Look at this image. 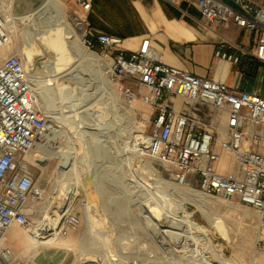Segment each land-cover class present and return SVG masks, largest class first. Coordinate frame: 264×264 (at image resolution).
<instances>
[{"label":"rangeland","instance_id":"1","mask_svg":"<svg viewBox=\"0 0 264 264\" xmlns=\"http://www.w3.org/2000/svg\"><path fill=\"white\" fill-rule=\"evenodd\" d=\"M3 1L5 12L19 15L29 3L38 7L45 0ZM62 1L67 21L80 33L74 20L82 12L80 7L75 0ZM56 14L49 8L37 18H19L9 43L0 49V58L9 52L20 53L27 46L41 69L38 96L48 116V132L29 155L36 185L45 197L37 203L42 207L41 202L50 197L54 204L62 203L66 188L58 190L57 185L66 160L65 171L72 177L79 174L84 181L81 194L68 209L78 212L81 224L67 235L58 233L51 245L35 244L27 228L15 226L5 235L4 244L16 256L13 261L0 259V264H76L89 255L93 259L86 263L90 264H208L202 255L213 252L240 256L245 263L241 260L239 264H264V252L256 249V209L210 193L202 201L194 189H200L196 182L178 183L172 163L148 155L141 132L149 129L151 109L139 100L133 104L125 101L119 91L121 80L112 78L102 62L76 57L58 76L44 66L45 57L40 56L45 50L44 35ZM123 82L133 83L127 78ZM206 112V118H213L220 131L219 139L224 132V118L221 123L218 118L222 112L211 107ZM44 152L46 162L40 160ZM227 158L231 160V156ZM84 198L90 202L91 219ZM215 216L226 224L229 235L210 222ZM189 221L207 228L212 244L202 243ZM187 240L190 242L185 243ZM195 249L200 252L194 253Z\"/></svg>","mask_w":264,"mask_h":264},{"label":"built area","instance_id":"2","mask_svg":"<svg viewBox=\"0 0 264 264\" xmlns=\"http://www.w3.org/2000/svg\"><path fill=\"white\" fill-rule=\"evenodd\" d=\"M75 1L82 12L76 13L74 20L85 46L103 54L108 74L121 80L119 91L125 101L132 103L140 97L150 106L146 153L172 163L178 183L193 181L206 193L256 209V249L264 252V95L167 63L152 44L151 35L143 37L136 48L128 47L124 37L91 24L88 16L94 0ZM185 1L198 7L209 27L235 22L256 31L254 56L264 64V3ZM9 41L0 8V49ZM232 49L247 52L243 44L223 40L216 55L239 61L241 53ZM126 78L133 83H124ZM38 81L19 52L0 58V257L12 252L4 244L8 229L15 223L31 227L35 205L42 200L29 160L48 132V116L35 86ZM173 97L180 98L181 104ZM208 107L222 112L218 118H224V132L219 139L214 119L206 118ZM223 153L233 157V171L219 169ZM80 224V215L70 209L61 218L59 233L67 235Z\"/></svg>","mask_w":264,"mask_h":264},{"label":"crops","instance_id":"3","mask_svg":"<svg viewBox=\"0 0 264 264\" xmlns=\"http://www.w3.org/2000/svg\"><path fill=\"white\" fill-rule=\"evenodd\" d=\"M254 2L262 4L264 0ZM130 4L140 26L130 28L131 34L124 37V45L136 48L143 37L151 35L152 44L167 63L202 76L222 78L236 89L257 91L264 95V64L254 56L258 42L256 31L235 22L209 27L201 18L198 7L185 0L176 3L169 0H131ZM223 40L241 43L247 52L232 49L237 54L241 53L240 60L224 59L216 55V49ZM173 100L181 104L178 97H173ZM224 154L219 169L223 172L233 171V157L229 155L230 160L228 154Z\"/></svg>","mask_w":264,"mask_h":264},{"label":"bare ground","instance_id":"4","mask_svg":"<svg viewBox=\"0 0 264 264\" xmlns=\"http://www.w3.org/2000/svg\"><path fill=\"white\" fill-rule=\"evenodd\" d=\"M7 4L9 3L7 2ZM65 5L66 4H64L62 0H45L40 6L38 5V7H33L32 4L29 3L26 9V12L16 15V14H12V13L9 14L5 12V6L7 5L4 3L3 0H0V8H2V10L4 11L5 23L8 29V36L11 35L12 31L16 30L18 26L17 21L19 18H23L27 20L34 19V18L39 17V15L42 12H44V10L46 9L48 10L49 8H53L55 12H57L54 20L50 23L47 29L45 28L46 29V34L44 35L45 50H43L44 52L42 51V54L40 53V56L45 57V59L42 61L44 66L49 68V72H51L52 75L58 76L61 72L68 69L69 65L71 64L73 59H76V57H79L87 61H92V60L100 61L102 62V64L105 65L106 61L103 58V54L98 53L86 47L83 42V37L81 36V34L76 29H73L75 27L71 26V22L67 21L65 17L67 16V14L65 15ZM20 54L24 58H26L27 64H28L27 69L31 71L30 63H32V61L34 60L31 49H29L27 46H24L22 50L20 51ZM45 81H48V80H45ZM35 86L39 94L41 86L40 85H35ZM138 100L146 104L140 97L135 98L131 104L135 103ZM146 105L149 106L148 104ZM222 125L223 124H221V126ZM95 128L99 129V127L97 126ZM142 132H141V138H142L141 141L144 144L145 142L147 143L146 140H147L148 134L146 133L144 129ZM132 154L134 156V153ZM85 156L87 157L88 155L85 154ZM46 159H48V157L46 155V152H44V154L42 153V155L40 156V160L42 162H46ZM66 162H67L66 160L62 161V164L64 165V171L57 185L58 190L64 187L66 188L65 196L63 198L62 203L60 205H56L54 204L53 197H50L45 202H41L43 204L42 207H39L40 203H36V205L34 204L36 207L34 209L36 212H34L33 214L34 224L31 227H24L19 223H15L8 229V231L14 225L18 224L24 228H27L28 234L31 237H33V239H35V244H39V245H51L52 244L51 241L54 240L59 233V227L61 224V218L63 214L68 211L69 206L72 204L74 197L81 194V187L84 184V181L81 179V176L79 174L72 177L68 174L67 171H65L66 167H68ZM191 188H194V187H191ZM194 189L198 191L197 194L199 196V199H201L202 201L207 200V198L209 197V194H207L206 192L200 189H197V188H194ZM38 198L44 200L45 199L44 194L39 192ZM83 200H84L85 210L88 214V217L91 219L92 212H91L90 202L89 200H87V198H84ZM210 222L214 226H216L218 230L221 231L222 234H225V236L230 234V232L227 229L226 224L223 223L220 217L218 216L211 217ZM188 226L190 227V229L197 232L198 236L197 235L196 236L202 243L212 244L211 237L208 235L207 228H204L203 226L198 225L196 223H192L190 221L188 222ZM189 242L190 241L187 240V242L185 243H189ZM194 251H195L194 253L196 254L200 252L198 249H195ZM15 256L16 254L14 252H11L7 256H1L0 259L4 260V258H10L13 261ZM202 257L209 261L208 264H239L238 261L243 260L242 258H240V256L231 257V256H226V255H220L219 252H213V254H209V255L203 254ZM89 258L93 259V257H91L90 255L88 256L87 259ZM87 259L83 261H78L76 264H90V263H86ZM243 261L245 263V260ZM2 262L4 264H13L12 262H8V263L5 261H2Z\"/></svg>","mask_w":264,"mask_h":264},{"label":"trees","instance_id":"5","mask_svg":"<svg viewBox=\"0 0 264 264\" xmlns=\"http://www.w3.org/2000/svg\"><path fill=\"white\" fill-rule=\"evenodd\" d=\"M131 0H94L90 13L93 26L113 34L127 37L131 27L140 26L139 19L133 16Z\"/></svg>","mask_w":264,"mask_h":264},{"label":"water","instance_id":"6","mask_svg":"<svg viewBox=\"0 0 264 264\" xmlns=\"http://www.w3.org/2000/svg\"><path fill=\"white\" fill-rule=\"evenodd\" d=\"M24 59H25L26 64H27L26 58H24ZM74 62H75V59H73V61L71 62V65H73ZM30 69H31L32 72H35L38 75H41V73H42L41 72V69H39V66L35 62H33V61H32V63H30Z\"/></svg>","mask_w":264,"mask_h":264}]
</instances>
